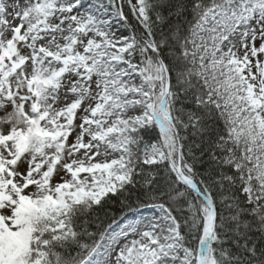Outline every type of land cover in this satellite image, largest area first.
I'll return each instance as SVG.
<instances>
[{"label": "snow or ice", "instance_id": "obj_1", "mask_svg": "<svg viewBox=\"0 0 264 264\" xmlns=\"http://www.w3.org/2000/svg\"><path fill=\"white\" fill-rule=\"evenodd\" d=\"M0 264H264V0H0Z\"/></svg>", "mask_w": 264, "mask_h": 264}]
</instances>
